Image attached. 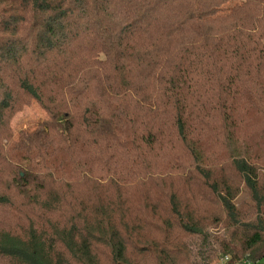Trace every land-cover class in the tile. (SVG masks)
Returning a JSON list of instances; mask_svg holds the SVG:
<instances>
[{"label":"trees","instance_id":"trees-1","mask_svg":"<svg viewBox=\"0 0 264 264\" xmlns=\"http://www.w3.org/2000/svg\"><path fill=\"white\" fill-rule=\"evenodd\" d=\"M202 1L0 0V264L263 259L264 0Z\"/></svg>","mask_w":264,"mask_h":264},{"label":"rangeland","instance_id":"rangeland-1","mask_svg":"<svg viewBox=\"0 0 264 264\" xmlns=\"http://www.w3.org/2000/svg\"><path fill=\"white\" fill-rule=\"evenodd\" d=\"M176 3L183 9L192 5L190 0H176ZM193 7L197 16L201 19L225 14L230 9H235L239 17L243 18L248 10V7L241 0H203L199 5ZM178 29L176 17L170 12L160 14L153 21L150 25L149 32L143 37V42L146 46H149L153 42H157L160 45V51L155 59L162 58L166 55L170 42L178 33ZM64 101H66L64 97H56L52 99L51 104L52 106L60 107L59 104H64ZM47 119L48 117L43 109L34 101H31L28 105H23L20 110L16 111L10 117L8 127L15 137L18 131H31L41 121ZM263 128L264 121L256 120L253 125V135L262 132ZM256 264H264V257Z\"/></svg>","mask_w":264,"mask_h":264},{"label":"built area","instance_id":"built-area-1","mask_svg":"<svg viewBox=\"0 0 264 264\" xmlns=\"http://www.w3.org/2000/svg\"><path fill=\"white\" fill-rule=\"evenodd\" d=\"M218 264H230L227 257L221 259ZM232 264H252L248 259H243L240 262L232 263Z\"/></svg>","mask_w":264,"mask_h":264}]
</instances>
